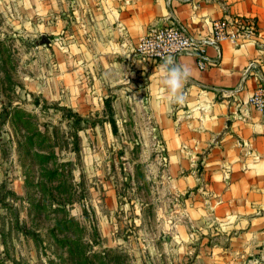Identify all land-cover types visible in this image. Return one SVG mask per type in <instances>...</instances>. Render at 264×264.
<instances>
[{"label": "rangeland", "instance_id": "obj_1", "mask_svg": "<svg viewBox=\"0 0 264 264\" xmlns=\"http://www.w3.org/2000/svg\"><path fill=\"white\" fill-rule=\"evenodd\" d=\"M50 1L0 0V264H224L216 224L174 235L189 236L174 213L189 192L177 201L162 183L152 121L59 62L72 22L58 30ZM247 238L235 263L264 264Z\"/></svg>", "mask_w": 264, "mask_h": 264}, {"label": "crops", "instance_id": "obj_2", "mask_svg": "<svg viewBox=\"0 0 264 264\" xmlns=\"http://www.w3.org/2000/svg\"><path fill=\"white\" fill-rule=\"evenodd\" d=\"M51 2L58 30L72 22L62 31L67 46L58 51L59 62L116 91L122 103L136 107L142 122L152 121L167 161L162 183L177 201L189 192L186 206L176 205L174 212L175 218H189V236L177 228L176 238L194 239L201 223L216 224L226 243L218 250L224 264H237L243 238L248 237L245 244L264 243V114L249 103L264 86V0ZM235 17L256 22L259 40L208 45L206 61L213 64L206 70L191 55L172 58L191 69L186 100L179 105L159 100L160 77L151 76L164 61L141 62L135 55L138 41L169 21L209 38L213 21Z\"/></svg>", "mask_w": 264, "mask_h": 264}, {"label": "built area", "instance_id": "obj_3", "mask_svg": "<svg viewBox=\"0 0 264 264\" xmlns=\"http://www.w3.org/2000/svg\"><path fill=\"white\" fill-rule=\"evenodd\" d=\"M171 1V0H169ZM257 23L241 18H224L212 23L211 36L198 38L183 30L176 21H169L158 28L151 29L135 47V55L141 62L165 61L180 54L196 58L201 70L208 69L213 63L206 61V48L212 45L219 48L222 43L235 46L259 40ZM255 64H251V67ZM249 103L264 114V86L259 87L251 96Z\"/></svg>", "mask_w": 264, "mask_h": 264}, {"label": "clouds", "instance_id": "obj_4", "mask_svg": "<svg viewBox=\"0 0 264 264\" xmlns=\"http://www.w3.org/2000/svg\"><path fill=\"white\" fill-rule=\"evenodd\" d=\"M157 74H159V84L161 85L157 98L170 105L183 104L186 100L183 90L191 77V69L187 65L174 62L169 57L155 69L151 78ZM148 90L152 94L150 85Z\"/></svg>", "mask_w": 264, "mask_h": 264}, {"label": "trees", "instance_id": "obj_5", "mask_svg": "<svg viewBox=\"0 0 264 264\" xmlns=\"http://www.w3.org/2000/svg\"><path fill=\"white\" fill-rule=\"evenodd\" d=\"M105 107L107 109V112L109 113L108 114V122L111 126L112 132L114 135H118L119 129H118L117 121L115 119V113H114L111 97L105 99ZM71 116H73V115H71ZM75 116H77V115H75ZM77 118L78 119L76 121L80 122L81 118L78 116H77Z\"/></svg>", "mask_w": 264, "mask_h": 264}, {"label": "water", "instance_id": "obj_6", "mask_svg": "<svg viewBox=\"0 0 264 264\" xmlns=\"http://www.w3.org/2000/svg\"><path fill=\"white\" fill-rule=\"evenodd\" d=\"M50 43H51V40L47 38L46 36H43L40 42L41 45H46V44L49 45Z\"/></svg>", "mask_w": 264, "mask_h": 264}]
</instances>
